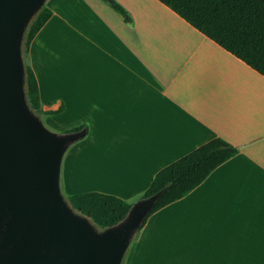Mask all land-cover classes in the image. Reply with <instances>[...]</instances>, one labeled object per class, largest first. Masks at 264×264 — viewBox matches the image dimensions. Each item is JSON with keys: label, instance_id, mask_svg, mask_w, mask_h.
<instances>
[{"label": "crops", "instance_id": "obj_1", "mask_svg": "<svg viewBox=\"0 0 264 264\" xmlns=\"http://www.w3.org/2000/svg\"><path fill=\"white\" fill-rule=\"evenodd\" d=\"M118 1L134 25L104 0H46L25 53L46 118L89 124L67 194L135 202L160 169L221 137L239 152L154 212L125 264H264V75L160 0Z\"/></svg>", "mask_w": 264, "mask_h": 264}, {"label": "water", "instance_id": "obj_2", "mask_svg": "<svg viewBox=\"0 0 264 264\" xmlns=\"http://www.w3.org/2000/svg\"><path fill=\"white\" fill-rule=\"evenodd\" d=\"M46 0H0V264H121L165 188L99 231L64 198L62 159L87 129L57 133L27 101L22 41Z\"/></svg>", "mask_w": 264, "mask_h": 264}, {"label": "trees", "instance_id": "obj_3", "mask_svg": "<svg viewBox=\"0 0 264 264\" xmlns=\"http://www.w3.org/2000/svg\"><path fill=\"white\" fill-rule=\"evenodd\" d=\"M130 25H134L131 13L118 0H104ZM190 22L195 28L242 59L264 75V0H160ZM52 15L43 5L31 20L26 34L25 52L39 30ZM26 93L30 107L43 112L39 83L32 67L25 65ZM45 113L57 114L63 110ZM86 128L76 126L66 132ZM239 152L221 137H215L198 146L188 154L160 169L141 198H147L161 189L164 193L144 219L160 208L177 201L200 185L219 165ZM69 204L87 216L101 229L114 226L128 214L134 202L98 191L74 193L67 196Z\"/></svg>", "mask_w": 264, "mask_h": 264}, {"label": "rangeland", "instance_id": "obj_4", "mask_svg": "<svg viewBox=\"0 0 264 264\" xmlns=\"http://www.w3.org/2000/svg\"><path fill=\"white\" fill-rule=\"evenodd\" d=\"M46 3V2H45ZM45 5V4H44ZM28 29V28H27ZM26 34H27V30L25 31V34L23 36V41H22V53H23V58H24V62H25V65H26V60H25V44H26ZM30 107V105H29ZM30 109L32 110V112L41 120V122L44 124L45 127H47L49 130L53 131V132H57V133H64L66 132L67 130L64 129L65 127V122L63 121V118H60L59 120L57 119V121H54V123H52L47 117V114H44L43 112H38L36 111L35 109H33L32 107H30ZM88 127H89V124L88 123H85ZM84 138V137H83ZM83 138L77 140L76 142H74L72 145L69 146V148L67 149V151L65 152L64 156H63V159H62V163H63V168H62V164H61V168H62V178H60V186H61V191H62V194L64 195V198L66 200L67 199V192L65 190V187H64V177L65 175L67 174V169L71 168V166L74 168V165L72 164V161H73V158H74V152L76 150V148L82 144V140ZM77 155H78V151H77ZM76 164V163H75ZM137 201V200H136ZM97 229L99 231H102L101 228L97 227ZM139 231H137V233L134 235L131 243L133 242V240L135 239V237L137 236ZM131 246V244H130ZM129 246V247H130ZM129 250V248H128ZM127 250V251H128ZM127 251L126 253L124 254V257L121 261V264H125V259H126V255H127Z\"/></svg>", "mask_w": 264, "mask_h": 264}]
</instances>
